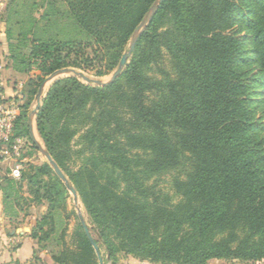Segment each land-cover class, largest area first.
Listing matches in <instances>:
<instances>
[{"label":"trees","instance_id":"trees-1","mask_svg":"<svg viewBox=\"0 0 264 264\" xmlns=\"http://www.w3.org/2000/svg\"><path fill=\"white\" fill-rule=\"evenodd\" d=\"M154 1L7 0L0 20L9 59L20 72L36 71L16 133L32 140L29 109L49 74L94 61L106 66L98 75L113 70ZM260 110L264 0H163L120 76L105 86L59 78L36 127L112 264L119 253L134 264L256 262L264 260ZM167 173L172 194L156 181ZM24 183L35 204L48 203L29 234L30 264H100L82 221L69 239L68 189L48 162L3 179L6 216L18 218Z\"/></svg>","mask_w":264,"mask_h":264},{"label":"rangeland","instance_id":"rangeland-1","mask_svg":"<svg viewBox=\"0 0 264 264\" xmlns=\"http://www.w3.org/2000/svg\"><path fill=\"white\" fill-rule=\"evenodd\" d=\"M155 1H154V3H155ZM131 38H132V36H131ZM130 41H131V39H130ZM129 44H130V42L128 43L124 52L128 50ZM90 54H91V56L93 55V53H90ZM130 59H131V57L129 58L128 63L130 62ZM118 66H119V64L113 70L108 71L104 75H98L97 72L101 69H105V67H106L105 63L101 64L97 61L92 62L91 65L89 67H86V68H79V67H75V66H68V67L75 68L77 71L81 72L83 75L87 76L88 78H90L92 80L100 79V80L106 81L112 76V74L115 72V70L118 68ZM65 76H74V75L73 74H63L61 76H58L54 80L49 81L47 83V86H46V93L48 92L49 88L51 87V85L56 80H58L59 78L65 77ZM79 78L82 81L87 82L83 77L80 76ZM35 103H36V101H35ZM263 113H264L263 110H260L258 113L259 114L258 116L263 115ZM34 121H35V127H34L35 135L41 144V148H38L37 146H36V148H34V150L32 151V153H33L32 155H34V156H33L32 161L30 163L39 164V165H41L45 162L49 163L48 159L46 158V156L41 151L42 149H47V148L45 146L43 139L41 138V136L39 135V133L37 131L36 117H35ZM79 136H80V134L78 133L73 140V144L76 145V147H80V145L78 144ZM80 161H81L80 158L76 159L75 163L71 162L69 167L73 170H76ZM64 173L67 175V177L69 179V175L67 174V172H64ZM69 181H70V179H69ZM156 181L158 183L159 188L163 189L164 191H169L172 194L173 191L171 190V174H169V173L164 174L162 177H160V179H158ZM67 189H68L67 200H66L67 201V209H68V211L71 212L70 218L67 219L68 220L67 230H68V234L70 235L69 239L72 236V234L75 232V229L77 228L78 222L85 220V222L87 223V225L90 229V232H91L93 238L99 239L100 244H102V240L99 238V234L96 230V227L93 224V222L91 221V218L86 211L85 205L82 202L81 197L78 194V199L75 200L73 192L69 188H67ZM20 194L22 196H24V198L26 197L27 199H20L22 209L20 210V214H19L18 218L16 219V222H18L19 224L20 223L24 224L25 222H28V226H29V223H31L32 221H35V220L37 221V219H39L41 217V215L45 211H47L48 203L46 201H43V203L40 205L35 204L34 203L35 201L32 199V195L27 190L26 183H24L23 189H22ZM36 221H35V223H36ZM35 223H34V225H35ZM43 253H45L44 250H43ZM45 254H46L45 256H47V258H49L50 261L52 262L51 253H49V251L46 250ZM102 254H103L102 256H103L104 263L105 264H112L111 260L108 259V255L105 253V246H103V245H102ZM116 264H134V263H131L130 259L127 256H125L124 253H119L117 256ZM135 264H159V263L152 262L149 259L139 258V259H137ZM207 264H264V260L255 262V261H241L239 259H234V260L212 259Z\"/></svg>","mask_w":264,"mask_h":264},{"label":"crops","instance_id":"crops-1","mask_svg":"<svg viewBox=\"0 0 264 264\" xmlns=\"http://www.w3.org/2000/svg\"><path fill=\"white\" fill-rule=\"evenodd\" d=\"M6 3L7 0H0V14L4 10ZM9 54V40L6 34V24L4 21L0 20V97L10 98L15 96L18 91H21L24 95V104L27 98L25 92L27 82L34 76L36 71L28 73L16 70L9 59ZM33 105L35 106V99L29 109L28 119L30 112L34 108ZM32 154L31 150L27 152L26 157L28 161H32L34 156ZM13 166L14 161H5L1 163L0 175L10 170ZM35 221L29 223L28 226V222L19 224L16 220L9 219L4 211L3 191L0 187V264H30L35 262L30 260L33 255L34 241L29 237ZM17 245L18 247L15 249L14 247ZM44 252L46 253V250H44ZM45 253L42 252V255L45 256Z\"/></svg>","mask_w":264,"mask_h":264},{"label":"water","instance_id":"water-1","mask_svg":"<svg viewBox=\"0 0 264 264\" xmlns=\"http://www.w3.org/2000/svg\"><path fill=\"white\" fill-rule=\"evenodd\" d=\"M162 2H163V0H156L155 3L150 7L148 12L144 16L143 20L140 22L138 27L135 29V31H134V33L132 35L130 44H129V48H128L127 51L124 52L123 56L121 57V60L119 62L118 68L115 70V72L112 74V76L108 80H106V81L100 80V79L92 80V79L88 78L87 76L83 75L81 72L77 71L75 68H71V67H64V68L58 69V70L54 71L53 73H51L49 76L46 77V79L41 84V86L39 88V91H38V93L36 95L35 106H34L33 110L29 114L30 134H31V137H32L33 141L35 142V144H36V146L38 148H41V144H40V142L38 141V139L36 138V135H35L34 120H35V117H36L39 109L42 106L43 98L46 96L47 83L49 81L54 80L58 76L63 75V74H73L74 76H77V77L81 76L88 83H90V82L92 83L93 82L95 85H98V86H105V85L113 83L115 81V79L120 76V74L122 73L124 68L127 66L128 60L131 57V55H132V53H133V51H134V49L136 47V44H137L139 38L141 37L143 32L149 26V24L152 21L155 13L160 8ZM41 151L46 156V158L48 159L50 165L53 167V169L55 170L56 174L64 181V183L66 184L67 188H69L73 192L75 200H77L78 199V192H77L76 188L73 186V184H71V182L69 181L67 175L64 173V171L61 169L59 164L52 157L51 153L48 151V149H42ZM82 224L84 226L86 234L88 235L89 239L91 240V242H92V244H93V246H94V248L96 250V253H97L99 261H100V264H105L104 260H103V256H102L101 250L99 248V245L97 244V242L93 238V236H92V234L90 232V229H89L87 223L85 222V220H82Z\"/></svg>","mask_w":264,"mask_h":264},{"label":"built area","instance_id":"built-area-1","mask_svg":"<svg viewBox=\"0 0 264 264\" xmlns=\"http://www.w3.org/2000/svg\"><path fill=\"white\" fill-rule=\"evenodd\" d=\"M23 99L21 91L10 98L0 97V164L14 161V166L0 175V183L5 177L20 179L23 168L31 162L27 160L26 154L31 150L33 139L16 133L17 118L22 109Z\"/></svg>","mask_w":264,"mask_h":264}]
</instances>
